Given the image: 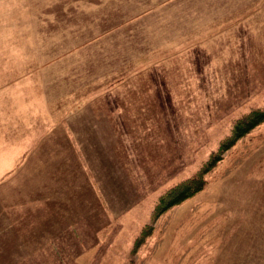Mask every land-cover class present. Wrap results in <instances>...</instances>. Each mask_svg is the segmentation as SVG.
I'll list each match as a JSON object with an SVG mask.
<instances>
[{"label":"rangeland","instance_id":"374dc122","mask_svg":"<svg viewBox=\"0 0 264 264\" xmlns=\"http://www.w3.org/2000/svg\"><path fill=\"white\" fill-rule=\"evenodd\" d=\"M256 110L264 0H0V264H264V123L159 205Z\"/></svg>","mask_w":264,"mask_h":264},{"label":"trees","instance_id":"16d2710c","mask_svg":"<svg viewBox=\"0 0 264 264\" xmlns=\"http://www.w3.org/2000/svg\"><path fill=\"white\" fill-rule=\"evenodd\" d=\"M263 123L264 110L253 111L244 118L240 119L233 130L232 136L221 144L219 152L211 157L201 172L194 178L170 189L162 197L159 205L163 208H170L203 191L206 186L205 176L219 164V162L223 159V155L232 149L239 140L243 139Z\"/></svg>","mask_w":264,"mask_h":264},{"label":"crops","instance_id":"0c3cea01","mask_svg":"<svg viewBox=\"0 0 264 264\" xmlns=\"http://www.w3.org/2000/svg\"><path fill=\"white\" fill-rule=\"evenodd\" d=\"M160 127H162V125L159 126L158 129H160ZM121 146V145H120ZM118 146V147H120ZM119 155H122L121 153ZM109 164V162H108ZM81 169V165H79V170ZM121 170V169H120ZM62 175V172H61ZM60 176H55V178H59ZM62 177L61 179H59V183L62 181ZM106 179V176H104L103 180ZM108 187H109V183L102 181L101 183H98L97 188L99 189V195L101 197V199L98 197V194H96V202L99 203H108L109 201L106 199L107 197V192H108ZM61 190L60 189H55V193L53 195V199L51 202V205L53 206V209L49 211V216L46 217V226H47V219H55L56 217H58V214L60 215V218L62 220L59 221V223L57 222L55 229H57V233L53 238V241H55V243H57V239L58 236L61 234H65L67 231L66 228V218L67 215L68 216H72V220H75L74 223H72V227L74 228L76 225V220H77V205L75 204L76 201L75 199H69L66 202L60 203L59 202V198L61 197L60 194ZM99 198V199H98ZM97 203V204H98ZM113 204H111L112 206ZM59 230H61V232H59ZM52 241V243H53ZM68 259H71L70 257H65L61 259L62 264H68L67 262H69Z\"/></svg>","mask_w":264,"mask_h":264}]
</instances>
